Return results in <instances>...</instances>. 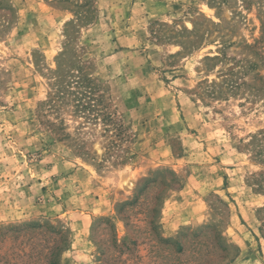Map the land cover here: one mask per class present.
I'll list each match as a JSON object with an SVG mask.
<instances>
[{
    "label": "rangeland",
    "instance_id": "1",
    "mask_svg": "<svg viewBox=\"0 0 264 264\" xmlns=\"http://www.w3.org/2000/svg\"><path fill=\"white\" fill-rule=\"evenodd\" d=\"M78 69L123 133L66 109L57 138ZM55 261L264 264V0H0V264Z\"/></svg>",
    "mask_w": 264,
    "mask_h": 264
},
{
    "label": "trees",
    "instance_id": "2",
    "mask_svg": "<svg viewBox=\"0 0 264 264\" xmlns=\"http://www.w3.org/2000/svg\"><path fill=\"white\" fill-rule=\"evenodd\" d=\"M80 74H70L71 76L57 74L54 77L52 88L48 93V99L43 104L48 105L55 118L60 119V123L51 121V125L57 128V138L66 140L70 137L66 131L62 114L66 109L72 111L78 117H84L89 123L102 121L104 125L112 123L117 126V135L123 133V121L118 118L111 105L107 103L109 99L106 89L101 88V82L91 74H86L78 69ZM78 154H83L82 147H73ZM53 264H57L56 261Z\"/></svg>",
    "mask_w": 264,
    "mask_h": 264
},
{
    "label": "crops",
    "instance_id": "3",
    "mask_svg": "<svg viewBox=\"0 0 264 264\" xmlns=\"http://www.w3.org/2000/svg\"><path fill=\"white\" fill-rule=\"evenodd\" d=\"M186 193V192H185ZM178 194L180 195H176L175 196V200L173 201L172 204H177L178 200L180 198H184L183 194L184 192L180 191ZM183 208H184V204H185V201L183 203ZM200 211L196 212V211H192V210H188L186 208H184L183 210H181V212L179 213L180 217L182 218V221L180 222V224H189V223H192V222H200L202 220V216H200L199 214ZM242 212V211H241ZM250 216L255 217V215H251ZM230 220L232 221V228L235 232V234L237 233V230H238V233L236 234V236L233 238L234 240H236V242H238V244H240V247H241V250L244 249V247H247V242L251 241L250 239L248 240L249 236L248 234L246 233L247 230L251 231L249 226L250 225V222H246V215L245 214H241V213H237L236 215L235 214H231L230 216ZM243 220H245L243 222ZM172 225V223H171ZM175 232V229L174 231H172V233ZM252 233V231H251Z\"/></svg>",
    "mask_w": 264,
    "mask_h": 264
}]
</instances>
